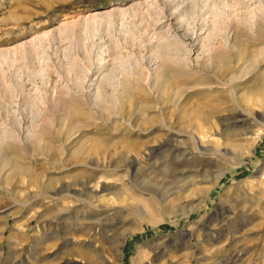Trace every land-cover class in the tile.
I'll use <instances>...</instances> for the list:
<instances>
[{
	"label": "rangeland",
	"instance_id": "rangeland-1",
	"mask_svg": "<svg viewBox=\"0 0 264 264\" xmlns=\"http://www.w3.org/2000/svg\"><path fill=\"white\" fill-rule=\"evenodd\" d=\"M0 264H264V0H0Z\"/></svg>",
	"mask_w": 264,
	"mask_h": 264
}]
</instances>
